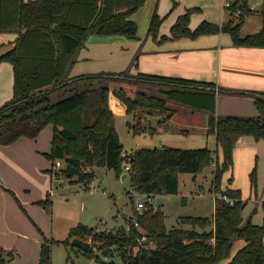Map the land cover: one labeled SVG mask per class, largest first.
I'll return each mask as SVG.
<instances>
[{
    "label": "trees",
    "instance_id": "obj_1",
    "mask_svg": "<svg viewBox=\"0 0 264 264\" xmlns=\"http://www.w3.org/2000/svg\"><path fill=\"white\" fill-rule=\"evenodd\" d=\"M145 2L0 0V32L16 34L13 47L0 55V62L8 60L14 68L13 96L0 106V144H11L21 136L36 137L51 123L52 146L45 155L53 164L57 159L63 160L62 172L66 177L87 186L95 176V166L113 168L117 175L130 174L132 186L146 194L147 200L141 210L134 209L135 219L130 217L128 227L99 229L80 222L71 227L64 239L103 264H264V224L254 223L251 217L244 220L247 201L241 189L222 188L224 173L234 163L238 139L244 134L264 139V92H250L259 110L257 115L218 114L213 81L153 73L136 76L128 71L118 73L168 84L169 100L206 110L207 131L215 134L217 144L216 149L207 145L141 147L125 158L121 155L124 146L116 129L115 113L109 104L111 86L106 83V78L116 73L71 75L77 54L90 34L137 36L138 23L132 14ZM226 9L228 17L221 24L203 20L192 29L191 15L200 8L189 7L172 25L171 36L195 37L227 31L236 45L264 47V5L261 28L245 35L241 34V28L251 10L249 0H230ZM162 21L163 17L154 10L147 33L157 37ZM55 90L61 94L53 101L51 94ZM224 90L220 87L218 91ZM114 92L126 104L128 113L140 109L147 113L171 110L169 119L175 112L168 107L166 99L143 90L133 96L123 87L114 88ZM124 160L130 163L126 170ZM213 163V191L220 195L215 197L212 215H183L179 222L193 227L180 224L168 229L165 213L149 199L178 193L180 173L196 174ZM250 176L252 186L256 187V167ZM208 226L211 227L207 229ZM237 239H242L244 244L232 254ZM152 241L156 246L150 245ZM95 249L105 256L118 257L120 262L104 260ZM0 264L12 262L1 254ZM40 264H53L47 242L41 245Z\"/></svg>",
    "mask_w": 264,
    "mask_h": 264
},
{
    "label": "crops",
    "instance_id": "obj_2",
    "mask_svg": "<svg viewBox=\"0 0 264 264\" xmlns=\"http://www.w3.org/2000/svg\"><path fill=\"white\" fill-rule=\"evenodd\" d=\"M263 2L264 0H249L250 8L257 9V12L260 10L262 14L259 5ZM189 7L200 8L191 15L189 27L192 29L203 20L221 24L228 17L226 0H146L144 5L132 14V18L138 23L137 36L90 34L77 54L71 68V75L106 71L116 73L112 76L114 78L123 79L122 84H110L109 104L115 116L129 113L126 104L115 94L114 88L126 89L131 82L160 84L118 74L124 71L134 76L139 73H153L213 81L216 83L217 92L220 87L231 92L223 95L218 92L219 98L216 103L218 114L257 115L259 110L255 98L249 93L264 92V47L236 45L232 35L227 31L201 33L195 37L188 35L172 37V25ZM154 10L163 17L157 37L147 33ZM15 35L12 32H0V55L13 47ZM163 35L168 36L162 38ZM13 88V64L8 60H2L0 62V106L12 98ZM185 106L187 114L190 115L197 114L198 110H204ZM204 112L207 114H203V124L200 127L207 129L208 112L206 110ZM176 114L175 110L167 122L173 120ZM187 114L184 116L185 120L190 117ZM146 116L150 117V113H146ZM190 126L196 128L194 124ZM181 129L187 134L190 132V128ZM53 130V124L50 123L37 137L21 136L11 144H0V255L1 252L8 251L6 258H10L12 264H20L21 260L22 264L39 262L43 238L38 231V225L44 232L45 224L48 223V211L45 205L38 201L45 198V193L50 186L49 177L45 171L50 169V165L43 153L51 149ZM166 131L169 129L166 128ZM179 133H163V135L166 142L174 143L173 134ZM205 133L204 141L206 142L202 146L207 145L216 149L215 134L208 131ZM161 145L167 144L161 142ZM259 155L262 160L264 139L256 138L252 134L242 135L234 148L235 168L232 165L224 173L222 188L241 189L243 199L247 201L246 207L249 204L251 208L249 212L244 208L243 217H246V220L251 217L254 223L264 224L260 220L261 217L264 218L262 208L264 196L263 193L258 194L261 191L258 182L256 187L252 186L250 176L256 167L257 181L258 177L264 181V173L262 174L259 167ZM240 164L245 165V169L240 168ZM214 169L215 164H210L201 172L192 173L193 178L197 181L199 175L207 176L211 173V189H213ZM230 178H232L231 182ZM14 196L21 201V205L17 203ZM255 207L259 209L253 212ZM31 220L35 221L37 226ZM243 244L244 242L234 251L232 250V254Z\"/></svg>",
    "mask_w": 264,
    "mask_h": 264
},
{
    "label": "rangeland",
    "instance_id": "obj_3",
    "mask_svg": "<svg viewBox=\"0 0 264 264\" xmlns=\"http://www.w3.org/2000/svg\"><path fill=\"white\" fill-rule=\"evenodd\" d=\"M263 5L264 2L259 5V9H262ZM256 10L251 9L250 12L252 13L246 17L241 28L242 35L253 32L261 26L262 14L260 13V10L258 12ZM122 75L127 76L126 74ZM121 82H123V79H117L112 76L106 78V83L109 85H119ZM157 85L131 82L130 85H128L129 87L126 88L128 91L125 88L124 89L127 93L130 92L131 95H134L138 90H143L166 99L168 107L176 110V117L167 122L171 110H167L166 112L156 110L150 112V117H147V110L144 109H140L135 114H119L118 116H115L116 129L119 133L124 149L130 153L137 148L161 145V142L168 146L182 148L200 147L204 145L206 142L204 140H206L205 132H207V129L200 126L203 124L202 118L204 117L203 114L206 112H204V110H198L197 114H187L188 112L185 110V105L169 100L166 93L169 88L168 84L160 83ZM219 93L223 95L231 92L224 90ZM219 93L217 94V98H219ZM60 94L61 92L59 90L52 92L51 98L53 101L58 99ZM186 114L190 116L188 120L184 119ZM193 124L196 128L190 126ZM166 128H168L169 131H166ZM181 128H190V132L187 134ZM153 129H156L154 135L152 132ZM174 132H180V135L173 134L174 140L172 141H174V143L166 142L163 133ZM43 154L50 165L49 168H53L54 164L52 159L48 158L45 155V152ZM259 159V167L261 168V170H259L263 174L264 162L262 160H264V158L261 160V155H259ZM235 165L236 164L234 163V168ZM240 168L245 169V165L242 166L240 164ZM126 169L128 168L125 167V170ZM94 170L95 176L87 186L83 185L81 182L73 180L74 178L66 177L64 171L61 172L60 178H56L55 176L52 177V170H45L50 183L44 198L48 199L47 203L44 204L48 211V223L45 224L44 232L39 225V229L38 227L37 229L43 238L42 243L47 242L50 246V254L53 264H103L95 257H90L85 254L77 246L64 242V239L68 237L71 227L80 222L95 226L99 229H111L119 226L128 227V220L130 217L134 216V209H138L136 206L137 202L139 200H147L146 194L134 189L131 176L128 172H123L120 175H117L113 168L107 166H95ZM124 174L126 175L124 176ZM257 182L259 190L261 189L258 194L261 195L263 193L264 196V181L258 177ZM211 185V173L207 176L199 175L198 180L195 181L192 173L182 172L179 178V192L166 196V199L160 206L161 210L165 213L166 227L169 229L180 224L188 228L193 227L188 223H181L178 221V218L183 215L211 216L215 208L214 198L220 195L211 189ZM129 191H131V193H129ZM16 196H14L15 200L21 205V201L16 199ZM157 197L158 196H152L149 200L155 205ZM252 204H254L253 201ZM245 208L247 212L251 209L249 204L247 207L245 206ZM257 209H259V207H255L253 212ZM244 220H246V217H244ZM260 220L261 223H264L263 217H261ZM33 223L35 225L37 224L35 221ZM210 227L211 226H208L207 229ZM197 229L201 228L197 227ZM243 242V240L237 239L234 243L233 251ZM150 245L156 246V242L152 241L150 242ZM95 251L97 250L95 249ZM99 253L104 260L114 259L115 261L120 262L118 257L113 258L105 256L101 252ZM1 254L6 257L9 253L8 251H4L3 253L1 252ZM20 264H22V260ZM37 264H40V252L39 262Z\"/></svg>",
    "mask_w": 264,
    "mask_h": 264
},
{
    "label": "built area",
    "instance_id": "obj_4",
    "mask_svg": "<svg viewBox=\"0 0 264 264\" xmlns=\"http://www.w3.org/2000/svg\"><path fill=\"white\" fill-rule=\"evenodd\" d=\"M230 4V0H226V6ZM121 155L125 158L129 156V152L127 150H123ZM125 166L128 168L130 167V163L127 160H124ZM62 167H63V160L62 159H57L56 162L54 163V166L52 168V176H55L56 178L61 177V172H62ZM138 209H142L143 207L146 206V200H139L136 204ZM143 240L146 239L144 236L142 238Z\"/></svg>",
    "mask_w": 264,
    "mask_h": 264
},
{
    "label": "water",
    "instance_id": "obj_5",
    "mask_svg": "<svg viewBox=\"0 0 264 264\" xmlns=\"http://www.w3.org/2000/svg\"><path fill=\"white\" fill-rule=\"evenodd\" d=\"M133 96V95H132ZM130 155H133V151L132 152H130L129 153ZM125 175V174H124ZM165 195H159L158 197H157V202H156V204H155V207L158 209L160 206H161V204L163 203V201L165 200ZM55 264H57V263H55Z\"/></svg>",
    "mask_w": 264,
    "mask_h": 264
}]
</instances>
